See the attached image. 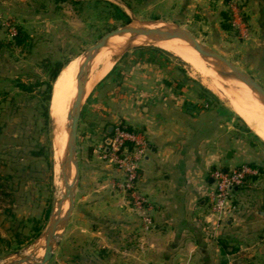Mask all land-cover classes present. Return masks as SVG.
Returning a JSON list of instances; mask_svg holds the SVG:
<instances>
[{
	"label": "crops",
	"instance_id": "obj_1",
	"mask_svg": "<svg viewBox=\"0 0 264 264\" xmlns=\"http://www.w3.org/2000/svg\"><path fill=\"white\" fill-rule=\"evenodd\" d=\"M175 1L186 15L203 2ZM260 1L245 2L247 23L257 18L250 30L258 33L254 49L264 65ZM171 75L155 53L134 51L85 94L73 209L49 264H264V143L240 130L239 117L212 103L207 91L177 87ZM117 125L142 132L148 143L139 190L148 203L149 230L107 157L108 129ZM242 165L259 173L234 190V216L212 227L203 196L213 187L211 171Z\"/></svg>",
	"mask_w": 264,
	"mask_h": 264
},
{
	"label": "rangeland",
	"instance_id": "obj_2",
	"mask_svg": "<svg viewBox=\"0 0 264 264\" xmlns=\"http://www.w3.org/2000/svg\"><path fill=\"white\" fill-rule=\"evenodd\" d=\"M76 1L80 4L61 0H0V264L20 261L32 264L29 256L33 252L42 251L44 257L50 220L68 187L61 185L60 170L54 165L49 107L46 118L42 95L43 83L48 82L58 65L67 66L73 59L84 56L101 37L116 28L161 24L190 32L264 88V65L254 49L258 33L250 30L257 27V18L247 23V0H203L188 15L178 10L180 3L175 0L165 3L124 0L130 7L122 0ZM104 1L122 9L129 23L124 25L118 20ZM19 37L25 38L21 44L17 43ZM134 51L155 53L168 63L177 87L201 88L207 91L212 103L237 117L215 92L191 75L184 62L152 44L138 46L136 42L112 69ZM175 77L179 80L175 81ZM19 84L26 90L19 88ZM236 121L239 129L245 131V123L238 118ZM247 132L249 137L263 143L252 131ZM75 177L71 166L69 184ZM65 204L69 207L68 200ZM59 217H63L61 213ZM60 226L56 237L64 232L65 224Z\"/></svg>",
	"mask_w": 264,
	"mask_h": 264
},
{
	"label": "bare ground",
	"instance_id": "obj_3",
	"mask_svg": "<svg viewBox=\"0 0 264 264\" xmlns=\"http://www.w3.org/2000/svg\"><path fill=\"white\" fill-rule=\"evenodd\" d=\"M131 27L156 30L163 26H161V24L148 23L135 24L131 25ZM136 42L138 46L144 43L152 44L154 47L178 57L189 67L191 75L197 78L203 86L215 92L226 103L228 108L244 121L252 133L264 143V102H262L247 85L238 81L231 75H226L225 77L218 76L213 67H209L206 64L201 54L182 39L173 38L161 42H149L142 36L131 34H122L107 39L103 47L94 54L84 83L85 94L112 70L117 59L122 56L126 50L131 49ZM84 56L91 57L87 54H84ZM83 61L84 58L82 55V57L73 59L62 69L56 84H54L55 87L52 91L53 93L49 104V118L53 132V159L54 165L58 170H60L59 163L63 160L67 151L66 130L70 124L69 117L75 100V82ZM217 69L226 72L230 71L227 66L225 67L221 63L217 64ZM61 182L62 185L63 181ZM66 184V186L69 187L72 183L69 184L68 181ZM59 195H61V191ZM65 202L63 201L61 205L57 206L59 207L56 214L57 218L60 213L63 217L64 214H66L68 204L63 205ZM59 227L61 226L59 225L57 227L56 232ZM43 246L44 244L40 246V249ZM35 251H38V249ZM42 255V251L40 253L33 252L29 256L31 263L34 264L39 262L42 259L41 257H43Z\"/></svg>",
	"mask_w": 264,
	"mask_h": 264
},
{
	"label": "water",
	"instance_id": "obj_4",
	"mask_svg": "<svg viewBox=\"0 0 264 264\" xmlns=\"http://www.w3.org/2000/svg\"><path fill=\"white\" fill-rule=\"evenodd\" d=\"M122 34H131V35H139L144 37L149 42H161L168 39L178 38L186 41L194 50L198 51L203 59L206 61V63L213 67L215 73L220 77H225L226 75H231L238 81L244 83L249 87L252 92L262 101L264 102V88L257 83L252 77H250L248 74L238 70L232 63L227 61L223 56L217 54L215 51L211 50L210 48L206 47L202 43H200L190 32L180 28V27H172V26H163L156 30H149V29H140V28H133L131 25L123 26L121 28H116L110 32H108L106 35L101 37L87 52L86 54L89 57H85L82 67L77 75L76 82H75V100L72 106L71 115L69 117L70 124L67 127L66 135H67V151L66 155L63 158L62 161L59 163V169L61 173V180L64 184H66L70 180V169L71 166L75 169L76 177L72 181V184L69 187H65V193L62 196V199L60 202L57 203V206L61 205L63 201L69 202V207L66 215L63 218H57L56 214L59 209V207L56 206V211L54 216L50 220L49 229H48V235L46 239V249H45V255L43 259H41L39 262L34 264H47L53 255L54 250L58 246L59 239L61 236L59 235L56 237V229L61 224L64 223L66 226V223L71 215L72 209H73V203H74V193H75V186H76V180H77V163H76V136L78 131V124L80 120V114H81V108L83 104V100L85 97L84 92V83L85 79L88 75L89 67L92 62V59L94 57V54L100 50L105 43V41L112 37H117ZM221 63L225 66H227L230 71H221L217 69V64ZM112 131V128L110 127L108 129V133L110 134ZM108 151V146L110 145V139H107L105 142ZM236 190V189H235ZM23 262V261H22ZM16 264H21V261Z\"/></svg>",
	"mask_w": 264,
	"mask_h": 264
},
{
	"label": "built area",
	"instance_id": "obj_5",
	"mask_svg": "<svg viewBox=\"0 0 264 264\" xmlns=\"http://www.w3.org/2000/svg\"><path fill=\"white\" fill-rule=\"evenodd\" d=\"M230 1L235 2L236 0ZM233 6L232 12L235 13L236 5ZM109 139L107 157L123 176L124 180L120 188L127 194L132 208L141 213L144 229L149 230L152 226L151 221L144 214L148 203L139 190L140 165L148 151V143L142 132L126 131L120 125L114 127ZM258 173L259 169L250 165H242L229 170L214 168L210 175L213 187L203 193V196L207 198L209 221L206 223L219 228L225 219L233 217L238 210L234 190L244 188L248 178Z\"/></svg>",
	"mask_w": 264,
	"mask_h": 264
},
{
	"label": "trees",
	"instance_id": "obj_6",
	"mask_svg": "<svg viewBox=\"0 0 264 264\" xmlns=\"http://www.w3.org/2000/svg\"><path fill=\"white\" fill-rule=\"evenodd\" d=\"M63 2H68L70 4H80V1H76V0H61ZM124 1V0H122ZM264 1V0H263ZM103 3H105V5L109 6L113 11L114 13L116 14L115 17L120 20L124 25L125 24H128L129 23V18L127 16V14L122 10L120 9L119 7L111 4V3H108L106 1H104ZM127 7H130L129 6V3L128 2H123ZM226 29H228L226 26H225ZM21 34V33H20ZM25 40V38H18L17 39V43L18 44H21L23 43ZM65 65L61 66V65H58L56 67V69L51 73L50 75V79L48 80V82L46 83H43L44 86H45V90L43 91L42 95H43V101L45 103V117L48 118V107H49V102L51 100V95H52V86H53V83L55 82L56 78L58 77L60 71L62 70V68L64 67ZM19 88H22V90H26L23 85L19 84L17 85ZM238 120H240L241 122H243L240 118H238ZM245 128H246V131H249L251 132L247 127L246 125L244 124ZM124 130L126 131H133V130H130L128 127H124V126H121ZM113 132L111 134L108 135V137L110 138L112 136ZM243 189V188H242Z\"/></svg>",
	"mask_w": 264,
	"mask_h": 264
}]
</instances>
